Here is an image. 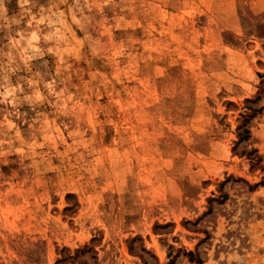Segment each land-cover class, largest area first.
Returning <instances> with one entry per match:
<instances>
[{"label":"rangeland","instance_id":"374dc122","mask_svg":"<svg viewBox=\"0 0 264 264\" xmlns=\"http://www.w3.org/2000/svg\"><path fill=\"white\" fill-rule=\"evenodd\" d=\"M0 264H264V0H0Z\"/></svg>","mask_w":264,"mask_h":264}]
</instances>
